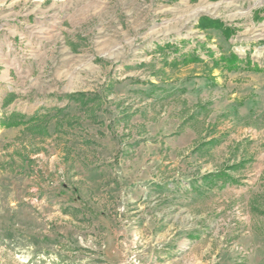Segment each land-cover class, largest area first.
I'll list each match as a JSON object with an SVG mask.
<instances>
[{"label": "rangeland", "instance_id": "rangeland-1", "mask_svg": "<svg viewBox=\"0 0 264 264\" xmlns=\"http://www.w3.org/2000/svg\"><path fill=\"white\" fill-rule=\"evenodd\" d=\"M229 53L264 67V0H0V122L48 132L0 123V264H264V73Z\"/></svg>", "mask_w": 264, "mask_h": 264}, {"label": "trees", "instance_id": "trees-1", "mask_svg": "<svg viewBox=\"0 0 264 264\" xmlns=\"http://www.w3.org/2000/svg\"><path fill=\"white\" fill-rule=\"evenodd\" d=\"M198 27L200 28H215L219 29L224 36H229L232 32V29H230L228 26H226L222 21L218 19H212L209 17H200L197 23ZM218 61H220L224 68H226L229 71L232 70H239V69H245V70H252L256 72H262L264 73V67H259L258 65H251L250 61H245V66L241 67V63L243 62L242 59H240L236 54L229 53L228 55H220ZM218 61H214V64H218ZM79 94H71L68 96L69 99L74 98L75 96H78ZM38 119L37 116H30L28 119H24V115L19 114H10L8 118L5 121L0 122L1 126L3 127H12V126H22L27 125L29 122L32 123L30 125V128L34 130L37 133H48L47 130L42 127L34 124V122ZM231 179L229 175H227L224 171H218L215 173H209L203 176L204 180L214 179L215 181H222L224 178Z\"/></svg>", "mask_w": 264, "mask_h": 264}, {"label": "bare ground", "instance_id": "bare-ground-1", "mask_svg": "<svg viewBox=\"0 0 264 264\" xmlns=\"http://www.w3.org/2000/svg\"><path fill=\"white\" fill-rule=\"evenodd\" d=\"M204 8H205L204 6L199 7V8L195 11V13H197V12L200 11V10H203Z\"/></svg>", "mask_w": 264, "mask_h": 264}]
</instances>
